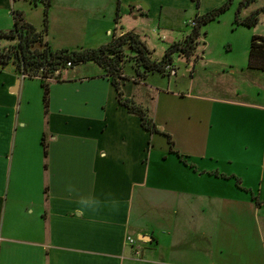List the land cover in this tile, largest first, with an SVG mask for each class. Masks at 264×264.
<instances>
[{
  "label": "crops",
  "instance_id": "obj_1",
  "mask_svg": "<svg viewBox=\"0 0 264 264\" xmlns=\"http://www.w3.org/2000/svg\"><path fill=\"white\" fill-rule=\"evenodd\" d=\"M223 1L0 0V28L20 9L52 32V48L97 46L113 27L129 29L120 15L160 18L188 5L194 17ZM39 3L43 16L34 21L29 12ZM107 12L113 21L100 35L86 28ZM259 21L234 23L255 28L239 57L216 59L206 45L184 55L193 66L229 60L216 68L231 74L222 82L195 87L192 68L187 87L170 77L162 85L149 81L159 70L123 67V95L144 117L94 60L50 78L47 106L41 78L35 96L36 75H22L11 60L0 65V264H264V169L253 184L240 169L252 151L264 155V69L247 65L252 34H264ZM236 70L253 90L234 83Z\"/></svg>",
  "mask_w": 264,
  "mask_h": 264
},
{
  "label": "trees",
  "instance_id": "obj_2",
  "mask_svg": "<svg viewBox=\"0 0 264 264\" xmlns=\"http://www.w3.org/2000/svg\"><path fill=\"white\" fill-rule=\"evenodd\" d=\"M33 1L36 2L37 0ZM41 1L46 6L49 0ZM231 1L224 0L204 12L196 13L192 30L183 37L172 40L160 57L151 55V48L141 38L140 34L133 29H127L115 34L108 41L97 46L81 45L74 48L68 46L52 48L45 39L43 31L26 20L23 10L12 9L14 22L11 27L0 28V37L14 38V42L0 45V65L10 60L14 61L19 69L28 75H34L39 68H42L41 76L39 77L42 79L41 84L44 88V104L47 106L49 92V80L47 77H56L64 66H70L85 60H94L102 65L106 74L110 75L118 90L120 100L130 109L138 111L143 116L144 110L135 104L134 101L124 97L120 87L118 77L126 75L122 71L125 51L128 49L133 52L134 64H131V66L138 74L143 75L151 70L166 72L167 65H173L172 60L175 53L188 56L194 51L199 42L198 35L201 25L218 17L230 5ZM251 1L253 0H239L233 19L234 23L253 25L257 22L260 13L264 11V5L252 9L245 15L240 13L242 7L249 5ZM67 61H71L70 65L67 64ZM247 65L264 69V34H252ZM144 123H146L145 118ZM149 126L154 127L151 123H149Z\"/></svg>",
  "mask_w": 264,
  "mask_h": 264
},
{
  "label": "rangeland",
  "instance_id": "obj_3",
  "mask_svg": "<svg viewBox=\"0 0 264 264\" xmlns=\"http://www.w3.org/2000/svg\"><path fill=\"white\" fill-rule=\"evenodd\" d=\"M217 2V0H204V5H214ZM183 3V2H182ZM260 3V2H259ZM264 5V1H262ZM217 4V3H216ZM172 5V4H171ZM253 5V4H251ZM42 4L39 3L37 8L33 7V9L30 10L29 15L34 21H41V18L43 16V9ZM262 6V4H260ZM238 7V0H232L230 5L222 11L218 17L211 19L207 21L206 23H203L200 28V33L198 35V44L195 47V51L198 47L199 50H202V47L206 45L207 53L211 56L216 57V59H220L225 57V55H239L241 54L240 51H242V44L245 45L246 43H249V37L248 32L254 30L255 28L252 26L246 27L245 25H236L233 22L235 11ZM259 7V6H258ZM184 8V9H183ZM189 6L186 5V7H179V8H172L174 12L172 14L168 15L164 12L162 13V16L156 17V18H147L144 15H132V14H124L120 15V23L123 25V27H129V29H139L141 31V38L146 42V44L151 48L152 50V56L153 57H160L161 54H163L165 48L168 46V44L174 40L178 39L180 37H183L186 32H189L192 30L193 23H191V19H193V10H189ZM110 12H107V16L103 17L102 21L97 20L98 17L93 18L90 17L89 25L86 27L89 30L96 31L97 35H100V33L103 32L105 29L106 22H108L109 19L113 21L112 18L109 16ZM260 21L258 24L259 29H264V11H262L259 15ZM110 20V21H111ZM159 24L157 25V23ZM113 23V22H112ZM13 24V21H12ZM113 26L112 24H110ZM118 25L113 27L111 29L112 34L109 36L110 38L114 36L115 34H118ZM136 27V28H134ZM41 29V27H39ZM44 37H48L52 35L51 33H46L45 30ZM90 36L93 38L96 37L95 34L89 33ZM52 42L54 44L57 43L56 38L52 39ZM67 41V40H66ZM74 42H67L68 45H73L69 47H78L82 44H76V40ZM14 42V38L10 37H0V45H7ZM81 43V42H78ZM231 46V47H230ZM222 52V53H221ZM133 52L131 50H126L124 57H123V67L129 71L131 70V64H134V56ZM222 56V57H221ZM219 57V58H218ZM174 64L177 67V75L174 76L173 73H171V76H168L167 74H162L159 71H156L154 73L149 74V81H152L153 83H158L162 85H166L167 78L170 77V81L175 83V80L179 82V84L182 87H187L188 85V77L190 76V73L194 72V85L195 87H201L204 82H211L212 79L217 82V80H220L222 82L223 80H226L227 76H231L230 73H227L221 68L219 70H216V68L220 67V63L224 61L229 60H212L207 61V63H203L204 61L199 60L196 62L195 66H193V60H189L185 58L182 54H174ZM217 63H216V62ZM238 65L242 62V60H232ZM80 64L84 65L85 67L89 68L95 64L94 61L86 60L81 61L78 63L73 64L72 66H64L61 68V70H72L74 68H78ZM74 68H71L73 67ZM124 68L122 71H124ZM193 68V71L191 72V69ZM65 70V71H66ZM35 73H39L36 71ZM243 72H240L239 70H236L233 75L235 76L234 83L241 88H246L248 90H253L255 88V82L251 80L250 78L244 77L241 79L240 74ZM40 77L35 76L32 78H29L33 82V91H35V96H38V94L41 91V85H40ZM246 78V79H245ZM48 80H51L48 78ZM170 82V85H172ZM173 83V85H174ZM252 161L250 162V165H241L240 169L247 178V180L251 181L252 184L256 181V172L259 171V169H264V155L259 156L256 154L255 151H252L250 154ZM260 160L259 163L256 162ZM255 176V177H254ZM258 182V180L256 181ZM257 185V184H256Z\"/></svg>",
  "mask_w": 264,
  "mask_h": 264
},
{
  "label": "built area",
  "instance_id": "obj_4",
  "mask_svg": "<svg viewBox=\"0 0 264 264\" xmlns=\"http://www.w3.org/2000/svg\"><path fill=\"white\" fill-rule=\"evenodd\" d=\"M190 22H191V23H194V22H195V19H194V18L191 19ZM70 63H71V61H67V64H68V65H70ZM167 68H169V73H170V74L175 72V66H174V65L168 64V65H167ZM41 70H42V68H39V70H38L39 73H35L34 75H36V76H41ZM21 72H22V73H21L22 75L27 74V73H25V72H23V71H21ZM47 78H52V77H47ZM128 241H129L130 243H132V242L134 241V239H133L132 237H128Z\"/></svg>",
  "mask_w": 264,
  "mask_h": 264
},
{
  "label": "water",
  "instance_id": "obj_5",
  "mask_svg": "<svg viewBox=\"0 0 264 264\" xmlns=\"http://www.w3.org/2000/svg\"><path fill=\"white\" fill-rule=\"evenodd\" d=\"M143 236H145V235H143Z\"/></svg>",
  "mask_w": 264,
  "mask_h": 264
}]
</instances>
